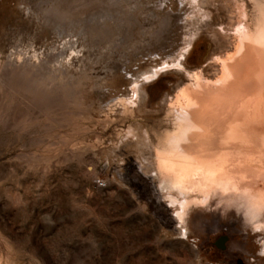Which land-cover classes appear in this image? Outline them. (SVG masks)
I'll use <instances>...</instances> for the list:
<instances>
[{
    "label": "rangeland",
    "instance_id": "1",
    "mask_svg": "<svg viewBox=\"0 0 264 264\" xmlns=\"http://www.w3.org/2000/svg\"><path fill=\"white\" fill-rule=\"evenodd\" d=\"M251 12L0 0V264H264V231L231 199L192 206L180 227L150 161L187 73L214 78Z\"/></svg>",
    "mask_w": 264,
    "mask_h": 264
},
{
    "label": "bare ground",
    "instance_id": "2",
    "mask_svg": "<svg viewBox=\"0 0 264 264\" xmlns=\"http://www.w3.org/2000/svg\"><path fill=\"white\" fill-rule=\"evenodd\" d=\"M251 3L249 27L238 21L232 47L214 58L215 77L190 71L171 98L163 131L167 151H154L155 140L149 139L152 170L180 227L192 206L206 207L216 197L246 204L243 189L253 178L257 184L264 180V124L254 122L264 98V0ZM193 142L219 161L193 160L185 151ZM248 222L264 231L257 212L249 211ZM225 242L219 240L224 247ZM260 251L264 255V242Z\"/></svg>",
    "mask_w": 264,
    "mask_h": 264
},
{
    "label": "clouds",
    "instance_id": "3",
    "mask_svg": "<svg viewBox=\"0 0 264 264\" xmlns=\"http://www.w3.org/2000/svg\"><path fill=\"white\" fill-rule=\"evenodd\" d=\"M254 122L264 124V98H262L260 103V111ZM155 143L153 145L154 151H160L165 153L167 151V141L166 136L163 134V130L155 138ZM223 143V141H221ZM185 151L190 155L193 160L205 159L212 163H217L219 157L215 155L214 152H202L201 148L193 142L190 145H186ZM249 194V199L246 204H238L235 201L229 202V208L240 215L246 222L249 220V211H254L259 214V218L264 220V180H261L259 184L255 182V178L252 182L248 184L244 189Z\"/></svg>",
    "mask_w": 264,
    "mask_h": 264
},
{
    "label": "water",
    "instance_id": "4",
    "mask_svg": "<svg viewBox=\"0 0 264 264\" xmlns=\"http://www.w3.org/2000/svg\"><path fill=\"white\" fill-rule=\"evenodd\" d=\"M218 244H219V241H218Z\"/></svg>",
    "mask_w": 264,
    "mask_h": 264
},
{
    "label": "snow or ice",
    "instance_id": "5",
    "mask_svg": "<svg viewBox=\"0 0 264 264\" xmlns=\"http://www.w3.org/2000/svg\"><path fill=\"white\" fill-rule=\"evenodd\" d=\"M201 203H203V202H201Z\"/></svg>",
    "mask_w": 264,
    "mask_h": 264
}]
</instances>
